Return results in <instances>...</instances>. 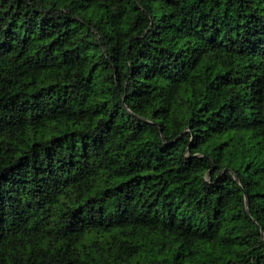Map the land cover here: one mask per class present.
Returning a JSON list of instances; mask_svg holds the SVG:
<instances>
[{
  "label": "trees",
  "instance_id": "1",
  "mask_svg": "<svg viewBox=\"0 0 264 264\" xmlns=\"http://www.w3.org/2000/svg\"><path fill=\"white\" fill-rule=\"evenodd\" d=\"M0 264H264V0H0Z\"/></svg>",
  "mask_w": 264,
  "mask_h": 264
}]
</instances>
